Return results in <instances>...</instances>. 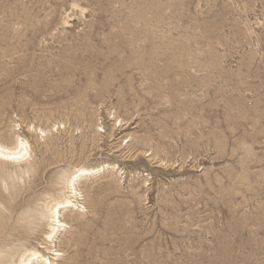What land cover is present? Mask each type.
Returning <instances> with one entry per match:
<instances>
[{"label": "rangeland", "instance_id": "1", "mask_svg": "<svg viewBox=\"0 0 264 264\" xmlns=\"http://www.w3.org/2000/svg\"><path fill=\"white\" fill-rule=\"evenodd\" d=\"M19 139L3 264H264V0H0V143Z\"/></svg>", "mask_w": 264, "mask_h": 264}, {"label": "bare ground", "instance_id": "2", "mask_svg": "<svg viewBox=\"0 0 264 264\" xmlns=\"http://www.w3.org/2000/svg\"><path fill=\"white\" fill-rule=\"evenodd\" d=\"M19 138H21V137H19ZM23 139H25V138H23ZM23 139H19L14 148H9V147L0 143V155L7 160H14V161L23 160L24 161V159H26L27 156L30 154V151H29L28 143ZM9 157H11V158H9ZM29 157H31V156H29ZM91 172L92 171H90V170H86V169L84 170L83 169V170L79 171L78 173H76L77 175H75L73 178H71L68 182V185H67V188L71 191L70 194H72V196H70L69 198L67 197V199H64L62 202H57L56 204L54 203L55 205H54V207H52V214L53 215L51 216V218H53L54 223L56 221L57 224L52 225L50 234L48 236H46V237H48V239H54L59 232L65 230V228H67V224L58 219V216H57L58 210L61 206H68V205L72 204V202H74L71 200V198L72 197L76 198L78 196V192H77L76 184H75L78 182H76V181H78L83 176H86L89 173L91 175L92 174ZM78 205H79V203L78 204L76 203L75 207H77ZM47 208H48V206H47ZM49 208H48V210H49ZM63 209H65V208H63ZM43 220H44V218H43ZM36 225H37L36 216L34 215V213L29 212L24 216V218L22 220H20V222H17L14 225V227L12 229V235L14 237L18 238L19 240L28 239L32 235H34V229L36 228ZM44 254L40 253V251H38V250L32 249V251H30L27 255L23 256L21 258V260L18 259L20 261L19 264H56L54 262L55 260H51L49 257H46ZM61 255H62V253L57 252V251L55 252V254H53V256H55V257H60ZM8 260L10 261L11 259L9 258ZM0 264H3V261L0 260Z\"/></svg>", "mask_w": 264, "mask_h": 264}, {"label": "snow or ice", "instance_id": "3", "mask_svg": "<svg viewBox=\"0 0 264 264\" xmlns=\"http://www.w3.org/2000/svg\"><path fill=\"white\" fill-rule=\"evenodd\" d=\"M9 158H11V157H9Z\"/></svg>", "mask_w": 264, "mask_h": 264}]
</instances>
